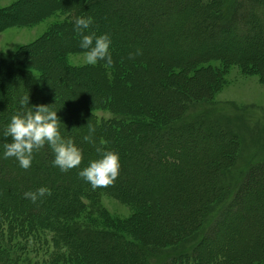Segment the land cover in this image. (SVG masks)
I'll use <instances>...</instances> for the list:
<instances>
[{"label": "rangeland", "instance_id": "374dc122", "mask_svg": "<svg viewBox=\"0 0 264 264\" xmlns=\"http://www.w3.org/2000/svg\"><path fill=\"white\" fill-rule=\"evenodd\" d=\"M48 1L51 0H0V54L13 64L17 63V69L39 77V80L46 84L55 104L53 109H57V115H60L61 119L73 117L81 119L83 126L78 129L74 127L76 132L82 130L80 133L84 134V137L89 134L88 125L93 126V122L86 110L87 107H95V113L99 117H110L112 108L124 115L140 117L143 130L144 127H149L150 121L157 114V119L162 116L165 123L177 119L189 122L192 116L197 120L202 116L206 119L205 122L214 125V138L219 136V131L225 133L229 145L217 147L219 144L216 146L218 143L216 138L203 148L204 153L198 152L202 137L195 136V145L188 141L187 152L190 153V157H184V154L177 155L181 151L180 146L177 145L176 139H169V148L180 159V164L176 162L175 155L173 156L175 164H166L162 168L152 164L153 167L146 170L145 166L140 168L131 162L134 165L133 176L142 179L145 189L150 190L147 195L160 196L158 223L162 224L163 219L165 222L169 220L168 214L176 216L170 219L174 228L178 226L175 224L182 221L181 218L186 219V215L191 212L190 208L188 209L192 205L190 201L197 204L195 196L202 192L201 182L205 185L202 180L211 172L210 165L220 162L221 168L215 171L218 185L223 180L235 179L242 169L247 170L250 163L264 161V68L257 64L259 69L250 63L254 58L264 59V20L260 16V21L251 28L239 23V20L244 19L250 12L258 16L261 5L235 10L236 0H226L225 6H230L231 2L230 10L240 16L236 19V27L226 28L220 32H202L204 16L208 12H215L217 0L212 3L211 0H205V4L202 0H174L166 10H175L178 7L180 13L169 16L157 26L150 24L146 16L145 18L128 16L126 20L118 21L117 13L128 14L126 10L119 8L120 3L125 0H109L111 5L106 10L99 9L97 3L94 13L89 9V5L95 3L92 2L94 0H67L69 4L85 8L88 11L86 16L93 17L89 31H95L97 34L106 32L111 35L110 52L114 62L118 58L129 61L126 63L128 69H124L126 75L123 76L122 83L113 87V90L122 94L119 101L113 102L115 96L113 94L110 100L103 101L104 104H94L95 100L102 97L104 71L109 76H112V72L107 71L108 64L104 61H99L95 66L81 62L84 50L79 48L80 35L72 29L73 26L63 25L67 20L65 9L58 6L36 13V7L41 6L39 3ZM182 1H188L189 6L182 9L180 7ZM208 2L211 3L209 8L206 6ZM134 6L138 7L137 4ZM261 12V15H264V10ZM16 17L21 19L17 20ZM158 19L156 17L155 21L158 22ZM140 23L145 29L137 27ZM222 33L225 36L221 37ZM216 40L218 42H215ZM205 49L221 53L248 51L251 60H245L244 64H241L239 59L228 62L217 57L192 60L184 55L195 56ZM137 50L140 51L139 55H135ZM175 57L180 59L176 60ZM173 58L176 63L166 67L167 62ZM134 59H137V66L133 63ZM140 60H143L142 64ZM53 69H61L62 73L52 74L50 70ZM12 80L9 69L1 67L0 112L5 111L7 105L9 107ZM128 83L130 85H127ZM71 108L76 111L70 112ZM197 120L196 124L199 123ZM94 133L88 140L93 144L90 148L91 153L88 157L82 158L79 166L86 167L89 161L100 156L97 146L94 145ZM114 138L116 140L112 139L110 147L106 150H114L119 154L130 150L131 144L127 137ZM49 149L52 153L50 147ZM228 151H231V154ZM52 159H49L50 162ZM53 168L63 178L77 170L74 167L61 172L57 167ZM6 174L14 176L17 180L15 178L9 180ZM228 174L232 175V178ZM27 177L24 172L17 175L15 171L2 169L0 163V192L8 201L19 194L24 195L26 191H31L35 187L33 184L27 185L29 183ZM81 181L83 185H88L83 178ZM258 190L259 194L252 195L247 201L248 208L243 211L242 217L229 223L231 226L225 233L227 242L223 247L227 252L256 254L259 246L261 247L259 242L264 243V185L260 184ZM15 203L24 208L33 207L38 210L37 201L33 203L25 198ZM99 203L113 218L126 219L133 211L127 203L114 196L103 194ZM210 208L203 216V223L210 218L212 211ZM190 223L191 221L188 223L186 221L184 225ZM199 230L189 237L185 234L182 241L176 245L147 248L151 253L148 264H154L156 255L168 258L179 250L191 248L198 240L196 235ZM112 264L117 263L114 261Z\"/></svg>", "mask_w": 264, "mask_h": 264}, {"label": "trees", "instance_id": "16d2710c", "mask_svg": "<svg viewBox=\"0 0 264 264\" xmlns=\"http://www.w3.org/2000/svg\"><path fill=\"white\" fill-rule=\"evenodd\" d=\"M213 1L216 0H211V3ZM92 2L95 3L89 5V9L93 13L97 8V3L99 9L104 8L105 10L111 5L109 0H101V2L94 0ZM202 2L206 3L205 0ZM216 2L215 12H208L204 16L202 32H220L226 28L236 27V19L240 16L230 10L232 3L229 1L230 6L226 7V0H217ZM43 3L45 4V2H41L39 5L41 4L40 7L44 6V10L41 11L42 8L36 7V13L59 6L58 8H63L66 11L67 20L64 21L63 25L68 27L73 26V21L77 16H86L88 12L83 7L69 4L67 0H51L45 5ZM173 3L174 0H125V2L120 3L119 8L126 10L128 14L117 13L118 21L126 20L128 16L130 18H137L138 16L145 18L146 16L150 24L157 26L158 23L166 21L169 16L180 13L178 7L175 10H166ZM211 3L208 2L206 6L209 8ZM136 4L138 7H133ZM188 4V1H182L180 7L183 9L189 6ZM257 5L262 6L259 10V17L256 13L252 15L250 12L244 19L239 20L240 24L251 28L253 24L260 21V16L264 20V15H261V11L264 10V0H236L235 10H241L243 7L245 9L252 8ZM156 17L159 18L158 22L155 21ZM137 27L145 29L141 23L137 24ZM220 36L225 35L222 33ZM203 51L195 57L184 55L188 58L191 57L192 60L217 57L228 62L239 59L241 64H244L245 60H251L248 51H228L225 53L206 49ZM244 54L246 56L242 57ZM175 58L176 60L180 59L179 57ZM176 60L174 58L169 60L166 67L176 63ZM141 61L143 60L139 61L140 64H142ZM127 62L129 61L118 58L117 61L112 60V63L106 66L107 71L112 72V76L104 71L105 83L103 82L101 85L104 87L102 97L95 100L94 104H104L103 101L110 100L114 95L113 102L119 101L122 94L113 90V87L122 83L121 80L126 75L124 69L129 67H126ZM136 62L137 59H134L133 63L137 66ZM250 63L258 68L257 64H259L264 68V59L254 58ZM16 64L0 54V68L7 67L9 75L13 79V85L10 87L9 107L7 105V109L0 112V130L17 112L31 110L39 104H49L51 108L55 107L53 97L46 84L41 82L39 77L31 76L29 72L17 69ZM55 71L54 69L50 70L51 73L53 72L52 74L62 73L61 69ZM178 76L182 77L181 75ZM22 99L27 101L23 106L20 103ZM95 109V107H87L86 112L95 128L94 145L97 146V151L98 149L106 150L107 147H110L114 137H127L131 144L130 150L120 153L119 175L112 184L96 189H92L89 183L87 186L83 185L82 177L78 175V171L85 166L76 167L77 170L67 177L64 176L63 178L62 175H58L49 160L53 158V152H50L47 144L38 151H34L32 164L28 169L21 168L14 157L0 158L2 169L15 171L17 175L24 172L28 176L29 183L27 185L33 184L35 186L31 191L40 186H46L51 190V195L45 194L44 197L37 200L38 210L33 209V207L24 208L17 205L15 201L25 200L22 194L8 201L6 196L0 192V264H112L114 261L117 264H148L151 253L148 252L147 248L176 245L182 241L185 234L186 237H189L199 229L201 231L199 230L196 235L198 240L191 248L179 250L168 258L163 255H156L154 264H264V243L262 244V242H259L261 245V247L258 245L259 251L251 255H244L238 250L234 254L223 249L225 242H227L225 233L231 226L229 223L242 217L243 211L248 208L247 201L252 195L259 194L258 186L260 184L264 185V161L250 163L247 170L243 171L242 169L235 179L228 174L232 180H223L218 185V177H215V171L217 168H221L220 162L214 163L216 165H210L211 172L202 180L205 185L202 182V186L200 185L203 187L201 188L202 192L195 196L197 204L190 201L192 205L187 207L190 208L191 212L186 215V219L181 218L182 221L179 220L180 223L175 224L178 226L174 228L170 220L176 217L174 214H168L170 221L167 219L165 222L162 218V224L158 223L160 196H155L156 201L154 196L147 195L150 190L145 189L142 179L133 176L132 166L134 165L131 162L140 168L145 166L146 170L153 165L162 168L166 164L174 165L173 156L175 155L176 162L180 164V159L169 148V139L177 140V145L180 146L181 150L177 155L184 154V157H190V153L187 152L189 151L188 141H191V145H195V136L197 135L199 138L202 137L198 147L199 153H204L203 148L216 138L218 140L216 146L219 144L217 147L229 145L225 139L224 131H219V136L214 138V125L211 122H205L206 119L202 116L199 117V120L192 116L191 120H188L189 122L177 119L165 123L162 116L157 119V114L150 121L148 128L144 124L146 128L144 127L145 130H143V125L140 124L142 118L140 117L124 115L112 108L111 116L104 118L99 117L95 113ZM72 111L75 112L76 110L71 108L70 112ZM69 114L71 115V113ZM58 116L61 120V134L65 138H71L77 146L82 148L83 157H88L93 144L84 140V134L80 133L82 130L76 132L74 129V127L78 129L83 126L81 119L73 117L63 120L60 115ZM167 116L169 115L167 114ZM196 120L199 123L196 124ZM7 139L10 138L0 136V153H2L3 144ZM228 152L231 154V151ZM99 153L101 154V152ZM261 170L262 172H260ZM5 176L9 175L6 174ZM12 178L15 177L10 175L8 179ZM103 194L117 197L120 201L127 203L133 210L131 215L126 219L111 217L99 203ZM210 207L212 208L210 218L203 223V216ZM186 221L187 223L191 221V223L184 225Z\"/></svg>", "mask_w": 264, "mask_h": 264}, {"label": "clouds", "instance_id": "9594fccd", "mask_svg": "<svg viewBox=\"0 0 264 264\" xmlns=\"http://www.w3.org/2000/svg\"><path fill=\"white\" fill-rule=\"evenodd\" d=\"M93 17L77 16L73 21V30L80 35L79 48L84 50L82 63L95 66L99 61L112 63L110 45L112 38L109 33L97 34L89 31ZM137 50L135 55H139ZM132 55V54H130ZM28 99V97H27ZM27 101H20L23 106ZM61 120L57 109L49 104L35 105L31 110L20 111L13 114L7 124L0 130V136L7 139L3 144L0 158L14 157L23 169L31 167L34 151H38L47 144L52 152V165L61 172H66L74 167H79L83 158V150L71 138H65L60 130ZM95 128L88 125V135L84 140H89ZM97 159L89 161L86 167L78 171V175L88 182L92 189L106 187L114 182L119 175L121 167L120 154L114 150H100ZM51 195V190L40 186L34 191H26L24 197L35 203L38 199Z\"/></svg>", "mask_w": 264, "mask_h": 264}, {"label": "bare ground", "instance_id": "6f19581e", "mask_svg": "<svg viewBox=\"0 0 264 264\" xmlns=\"http://www.w3.org/2000/svg\"><path fill=\"white\" fill-rule=\"evenodd\" d=\"M43 4H44V3H43ZM45 4H46V3H45ZM45 4H44V5H45ZM47 5H48V4H47ZM39 7H40V6H39ZM41 8H42V9H41ZM44 8H45L44 6L40 7L41 11L44 10ZM38 12H39V10H38ZM232 53H233V52H232ZM227 55H228V53H227ZM189 56H190V55H189ZM245 56H246V54H244L242 57H245ZM187 57H188V56H187ZM194 57H195V56H194ZM194 57H193V59H194ZM190 58H191V57H190ZM54 71H55V70H54ZM52 73H53V72H52ZM55 73H56V71H55Z\"/></svg>", "mask_w": 264, "mask_h": 264}]
</instances>
